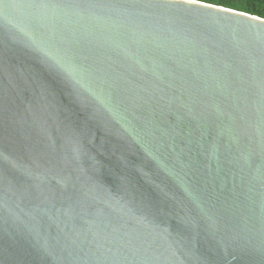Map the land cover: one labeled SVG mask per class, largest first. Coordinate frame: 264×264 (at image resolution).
I'll list each match as a JSON object with an SVG mask.
<instances>
[{"label": "water", "instance_id": "1", "mask_svg": "<svg viewBox=\"0 0 264 264\" xmlns=\"http://www.w3.org/2000/svg\"><path fill=\"white\" fill-rule=\"evenodd\" d=\"M0 264H264V19L0 0Z\"/></svg>", "mask_w": 264, "mask_h": 264}, {"label": "trees", "instance_id": "2", "mask_svg": "<svg viewBox=\"0 0 264 264\" xmlns=\"http://www.w3.org/2000/svg\"><path fill=\"white\" fill-rule=\"evenodd\" d=\"M264 19V0H195Z\"/></svg>", "mask_w": 264, "mask_h": 264}]
</instances>
